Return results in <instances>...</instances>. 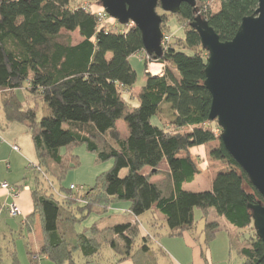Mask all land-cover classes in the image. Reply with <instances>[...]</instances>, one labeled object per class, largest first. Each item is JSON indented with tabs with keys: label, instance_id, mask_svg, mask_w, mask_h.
Listing matches in <instances>:
<instances>
[{
	"label": "trees",
	"instance_id": "obj_1",
	"mask_svg": "<svg viewBox=\"0 0 264 264\" xmlns=\"http://www.w3.org/2000/svg\"><path fill=\"white\" fill-rule=\"evenodd\" d=\"M207 1L212 0H197L195 7L183 4L180 13L171 14L183 36L168 41L157 56L147 53L141 30L133 23L119 29L101 21L100 1L94 8L72 5V0H0L2 111L7 124L18 122L29 129L38 160L33 211L23 223L29 232L37 219L42 227L41 250L27 251L33 264H38L40 254L53 264H79L77 252L89 263L106 246L119 262L160 264L162 249L154 246L155 236L145 234L140 222L100 226L120 202H127V212L136 217L147 211L162 213L164 222L158 228L171 237L194 230L200 211L206 219L207 245L221 230L220 221L208 220L213 209L237 230L229 231L228 238L240 264H264V242L256 234L249 208L264 204V197L225 148L217 121L209 120L208 52L191 25L200 14L222 41L231 40L242 19L257 9L258 0H213L206 6ZM168 14L161 15L163 33ZM76 31L78 42L73 38ZM138 54L145 62L146 79L134 93L138 74L130 58ZM150 62L163 63V73L147 72ZM24 86L29 98L46 103L47 115L39 118L38 107L19 98L17 90ZM125 93L136 96L138 105L129 103ZM119 120L129 126L126 136L117 127ZM212 142L217 143L209 149L210 158L225 167L209 189H186L185 184L200 174L191 149ZM79 144H85L97 161L113 160V166L90 189L76 192L69 187L57 198L42 179L61 182L69 168L78 166V156L68 149ZM123 169L127 172L121 176ZM93 212L102 216L78 230L77 224ZM9 254L11 264H22L15 250Z\"/></svg>",
	"mask_w": 264,
	"mask_h": 264
},
{
	"label": "water",
	"instance_id": "obj_2",
	"mask_svg": "<svg viewBox=\"0 0 264 264\" xmlns=\"http://www.w3.org/2000/svg\"><path fill=\"white\" fill-rule=\"evenodd\" d=\"M106 13L142 33L149 55L163 53L162 16L178 14L197 0H100ZM208 52L205 85L212 96L209 120L217 121L221 140L264 197V0L242 19L233 39L222 41L200 14L192 22ZM256 234L264 242V204H250Z\"/></svg>",
	"mask_w": 264,
	"mask_h": 264
},
{
	"label": "rangeland",
	"instance_id": "obj_3",
	"mask_svg": "<svg viewBox=\"0 0 264 264\" xmlns=\"http://www.w3.org/2000/svg\"><path fill=\"white\" fill-rule=\"evenodd\" d=\"M99 1L100 0H72V5L77 4H85V5H91L94 8L99 7ZM214 1H207L205 4L206 6H212V3ZM214 4V3H213ZM159 14H165V12L161 9H157ZM169 20L171 18L174 19L175 25L177 24L178 30L177 32H174L173 29H171V26L167 23V30L164 31L163 34L170 36V40L175 39L176 37H180L178 35H183V29L182 26L177 21L176 16H172L171 13L168 14ZM168 20V22H169ZM108 27L112 28H119L123 29L124 25L119 23L116 19L110 17L108 14L106 16L105 22ZM174 26V24L172 23ZM73 38L74 42H78L81 40V37L78 33V31L73 32ZM163 41V40H162ZM173 41V40H172ZM163 43V42H162ZM168 43L167 40H164L163 46H165ZM131 63L133 67L136 69L138 74V79L136 82V85L134 87V93H138L141 89V87L145 83V62L143 59H141L140 55H134L130 58ZM160 63V62H158ZM149 67V65H148ZM133 93V94H134ZM17 94L19 98L26 102H30L32 106L38 107V116L39 118L47 115L48 109L47 105L42 100L34 101L31 98H29V91L27 90V87L24 86V88L18 89ZM2 97L3 93L0 91V113H2ZM126 99L128 97H131L130 94L125 93ZM119 126L118 129L120 130L122 135H126L127 133L124 131V120H119L118 122ZM217 133L219 132L217 129L215 130ZM217 143V142H215ZM66 151V148L64 149V153ZM69 153L71 152L74 155H77L79 158V165L74 168H69L67 171V174L65 175L64 179L60 182L54 178H50V180L42 179L43 186L46 188L49 192H53L57 198H59V193L64 194L67 192V189L70 187L71 184L75 185H84L87 189H90L92 186L96 184L97 177L104 171L109 170L113 166V160H107V161H97L96 155L93 152H90L85 144H79L75 145L74 147H71L68 149ZM198 158V165L201 169H206L204 174H198L196 179L193 182L186 183L185 188L191 191H203L209 189L210 183L209 179L211 178L212 174L217 168H220L222 166V163L215 160H208V161H214L215 166H210L211 164H203V161L206 159ZM225 167V166H224ZM126 169H123L120 172L121 176H124L126 174ZM32 176L33 185L35 183V175L34 173L30 174ZM53 185V186H50ZM19 190V188L17 187ZM127 202H120L116 203L112 206L110 209V212L104 216V218L99 221L100 226H110L114 225L126 220H129L131 218H134V216L127 212ZM102 215L98 213H91L89 216H87L84 220L79 222L77 224L78 230H83L85 227L92 225L96 221L99 220V218ZM151 214L148 212L147 214H144L141 216V220L146 226L148 230L153 232L155 237L157 238V242H154V246L157 248H160L162 237L164 236V231H161L162 234H156L158 229H155L151 223L149 222ZM8 218V217H7ZM197 218V226L194 230L191 232V237L197 239V242H200L204 247L205 255L204 258H209V254L211 253L213 256L211 264H240L241 258L237 254L236 251L231 250L229 243H228V233L229 231L235 232L237 231L234 226H232L230 223H228L224 218L217 215L215 210L212 209L208 220H218L221 224V230L217 234L216 239L210 244L206 245L204 243V233L203 228L206 222V219L202 218L201 212L197 211L196 213ZM39 221V219H37ZM40 222V221H39ZM7 224L9 225L10 229L8 228L7 232H5L4 235L0 236V264H11V257L9 254V250H15L21 263L22 264H33L31 257L28 254V247L33 250L34 252H38V243L37 239L41 237V230L38 228L36 231H33L32 233L29 232V230L22 224L21 217H12L10 216ZM39 227V226H38ZM41 227V224H40ZM42 228V227H41ZM248 231H251L248 229ZM246 230V232H248ZM183 238V237H180ZM187 238V237H186ZM177 239V238H175ZM191 239V238H190ZM41 245V243H39ZM199 245V244H198ZM194 246H191V249H185L184 251V257L187 259L183 260L184 263H182V259H179L176 254L174 253H168L163 255H159V261L160 264H192L194 262L193 258V250ZM164 248V247H163ZM165 249V248H164ZM206 249H210L208 252ZM41 255V254H40ZM76 261L79 264H133L131 260H124L121 262H118L115 254L109 247H104L101 251L100 256L93 262H87L86 259L82 256L80 252H77L75 254ZM38 264H53V262L45 257L43 255L40 256L39 263Z\"/></svg>",
	"mask_w": 264,
	"mask_h": 264
},
{
	"label": "crops",
	"instance_id": "obj_4",
	"mask_svg": "<svg viewBox=\"0 0 264 264\" xmlns=\"http://www.w3.org/2000/svg\"><path fill=\"white\" fill-rule=\"evenodd\" d=\"M172 23L174 24V26L172 25ZM168 24L169 26H171V29H173L174 32H177L179 26L177 24L175 25V21L173 18L169 20ZM178 36H183V35L180 34ZM153 65L157 66L156 72L152 70ZM163 68H164L163 63L150 62L147 72H150L153 75H161L163 73ZM127 100L132 105H138L139 103L136 96L128 97ZM118 122H117V126H119ZM123 127H124V131L128 134L129 126L126 122L124 123ZM215 144H216L215 142H212L208 145L198 146V147H194L191 149V154L195 156V160L197 161V163H198L199 157L200 158L205 157L204 159L206 160L203 161V164H211L210 166H215L214 161H208L209 159L213 160L210 158L208 152H209L210 147ZM14 145H17L19 147V150H15L13 148ZM182 155H184V153ZM37 163H38V160H37L32 136H31L29 129L24 124H21L18 122H11L7 124L5 122L3 111H2V113H0V180L6 181L10 183L11 185L18 186L19 195L18 197L14 198L7 189L0 187V236L4 235L5 232H7L8 228L10 229L9 225L7 224V221L9 217L11 216L7 210L10 203L16 202L18 206L20 207L21 215L15 216V217H21L22 224L24 223L25 218L33 211L32 188L34 185H33L32 176L30 174L34 173V175L36 176L37 171L34 167L37 166ZM164 168H166V165H164ZM223 168L224 166L222 164L220 168H217L214 171L211 178L209 179L210 186H212V182L214 180L216 173ZM205 170L206 169L204 168L203 169L200 168V173L204 174ZM159 178L161 177L158 176L155 179H159ZM128 208H129V205L127 206V209ZM148 212L151 214L149 218V222L155 229H158L157 231H159L156 234L158 235L162 234L161 231L165 230L164 236L162 237V242H161L162 244L160 246V248L162 249L161 254L165 255L167 254V252L168 253L172 252L176 254L179 259H182L181 261L182 263H184L183 260L187 262L186 261L187 259L184 257L185 249L186 248L191 249V246H194L193 247L194 262L192 264H211L210 262L213 259L212 254L211 253L209 254V258H204V255H205V251L203 249L204 246L200 242H197V239L191 237L192 231L186 232L182 236L183 238L168 236L167 230L165 228H162V229L158 228L164 222V215L157 210L147 211L144 214H147ZM142 215L137 216V217L133 215L134 218H131L126 221L140 222L142 230L145 234H150L152 236H155L153 232L148 230L146 226L144 225V223L142 222L141 220ZM126 221H123V222H126ZM38 228L41 230L40 232L42 233L40 222L36 220L33 231H36ZM203 233H204V230H203ZM36 239L38 243L37 253H39L42 247V234H41V237L36 238ZM156 240L157 238L154 237L153 241L157 242ZM39 243H41V245H39ZM204 243H205V234H204ZM228 243H229V238H228ZM206 245L207 244L205 243V246ZM206 250L208 252L210 249H206ZM41 255L49 259L46 254H41ZM41 255H39V259ZM38 263H39V260H38Z\"/></svg>",
	"mask_w": 264,
	"mask_h": 264
},
{
	"label": "built area",
	"instance_id": "obj_5",
	"mask_svg": "<svg viewBox=\"0 0 264 264\" xmlns=\"http://www.w3.org/2000/svg\"><path fill=\"white\" fill-rule=\"evenodd\" d=\"M98 15H99L101 21H105L106 16H107V13H106L105 10H104V11H102V10L99 11V12H98ZM169 39H170V36L164 34V35H163V44H164V40L169 41ZM13 148H14L15 150H19V147H18L17 145H14ZM0 187H2V188H4V189H7V190L9 191V193H10L14 198L18 197V195H19V190H18L16 187L10 185V184H9L8 182H6V181H1V180H0ZM70 189L73 190V191H76V192H82V191L85 190V186H84V185H75V184H71V185H70ZM7 210H8V212H9V214H10L11 216H13V217H15V216H20V215H21V209H20V207L18 206V204H17L16 202H12V203H10L9 206H8V208H7Z\"/></svg>",
	"mask_w": 264,
	"mask_h": 264
},
{
	"label": "bare ground",
	"instance_id": "obj_6",
	"mask_svg": "<svg viewBox=\"0 0 264 264\" xmlns=\"http://www.w3.org/2000/svg\"><path fill=\"white\" fill-rule=\"evenodd\" d=\"M152 67H153L152 70H153L154 72H156V70H157V66H156V65H153Z\"/></svg>",
	"mask_w": 264,
	"mask_h": 264
}]
</instances>
